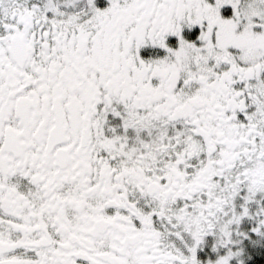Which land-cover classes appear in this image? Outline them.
<instances>
[{
	"label": "snow or ice",
	"instance_id": "6c2138e0",
	"mask_svg": "<svg viewBox=\"0 0 264 264\" xmlns=\"http://www.w3.org/2000/svg\"><path fill=\"white\" fill-rule=\"evenodd\" d=\"M0 264H264V0H0Z\"/></svg>",
	"mask_w": 264,
	"mask_h": 264
}]
</instances>
